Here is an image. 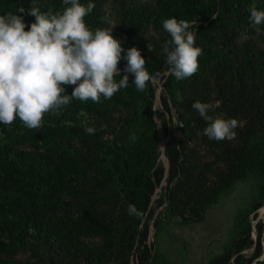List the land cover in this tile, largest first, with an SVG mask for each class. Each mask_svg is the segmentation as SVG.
I'll use <instances>...</instances> for the list:
<instances>
[{
  "label": "rangeland",
  "instance_id": "374dc122",
  "mask_svg": "<svg viewBox=\"0 0 264 264\" xmlns=\"http://www.w3.org/2000/svg\"><path fill=\"white\" fill-rule=\"evenodd\" d=\"M251 1L258 10L264 11L259 8L260 0ZM123 6L143 8L151 19L156 12L157 1L101 0L100 29L113 28V36L122 41V45L125 38L118 27V15ZM195 25L199 22L196 21ZM260 27V32L255 31L252 24L225 28L217 43H225L230 50L229 61H212L193 82H174L166 91L165 80L151 81L154 88L151 115L157 126L156 166L162 167L164 178L156 186L148 206L152 211L148 234L143 237V228L136 227V244L126 259L127 264H139L145 244L151 247L153 257L157 230L162 238V254L147 264H215L227 254L232 255L228 264H240L254 255L256 246L259 247L257 259L264 261V233L262 239L260 237L264 217L259 216L260 208L254 209L257 203L262 206L264 202V176L251 167L242 179H226L246 147L251 127L255 125L251 106L259 105L264 114V28ZM138 45L145 47L150 57L160 53L162 43L151 20ZM245 54L257 62L248 75H244L242 69V56ZM247 77L250 78L247 80ZM162 99L170 103L168 112L162 110ZM196 101L210 105L208 115L214 119L239 121L235 129L236 138L214 141L205 136L204 129L209 122L192 107ZM102 109L106 120L84 113L70 115L59 112L62 118L60 128L65 132L63 141L69 148L70 157L48 153L42 143L12 144V124H0V149L9 144L11 148L8 151L30 167L38 168L46 159L57 166L67 167L70 159L94 165L78 180L76 194L59 197L60 208L54 217L41 215L45 227L54 235L53 240L52 236L49 239L50 246L39 255L36 235L29 231L27 248L14 253L0 248V264H118L123 251L111 233L65 234L62 238L55 234L59 228L81 221L87 212L104 216L116 233L128 211L126 194L133 189L120 183L119 177L124 170L123 157L140 148L142 120L140 114L136 117L130 109L118 104L114 96L105 99ZM163 121L165 127H162ZM258 126L264 133V117ZM88 127L94 128L93 134L86 133ZM175 137L183 142V165L176 180L169 181L168 159L161 151L164 144L166 149ZM7 156L6 152L0 153V159L6 157V163H9ZM144 177L155 181L153 171L145 170ZM160 200L163 202L159 205ZM92 201L96 203L94 207H81L82 203ZM66 205H70L68 211ZM247 228L249 236L244 233ZM237 247L240 250L234 253ZM239 256L241 259L234 261Z\"/></svg>",
  "mask_w": 264,
  "mask_h": 264
},
{
  "label": "trees",
  "instance_id": "16d2710c",
  "mask_svg": "<svg viewBox=\"0 0 264 264\" xmlns=\"http://www.w3.org/2000/svg\"><path fill=\"white\" fill-rule=\"evenodd\" d=\"M156 12L149 19L146 11L143 8L137 7H122L118 15V27L125 38L122 45L124 49L136 47L140 50L141 55L146 60L147 71L154 77L153 79L165 80L164 89L170 90V86L174 82L188 83L193 82L195 78L214 60H223L228 62L230 50L225 47V43H217L221 40L220 34L223 33L228 26H250V13L248 9L252 6L251 0H156ZM89 0H80V3L87 4ZM95 4L93 11L85 17L86 26L95 31L101 27L99 5L101 0H91ZM37 6L42 12L51 9L55 12H62L66 7L63 0H0V15L12 12L14 14L23 15L24 23L30 27L35 22V17L28 14V11ZM70 6V5H69ZM20 8L25 9L24 13H19ZM259 8L264 10V0H260ZM176 18L177 20H186L189 22L198 21L199 25H195L196 30V46L202 49V55L198 58L199 70L190 78L176 80L169 71V66L166 63V56L162 49L160 53L154 57L147 54L145 47L138 45L139 39L144 35L147 26L150 23L153 29L159 34L162 45L170 39L167 32L164 31L162 22L165 19ZM264 28V25H262ZM26 31L28 28L26 27ZM123 55V54H122ZM126 61L121 60L119 68L121 70L120 77H115L116 81L122 78ZM243 72L248 75L251 72V67L257 62L251 61L247 54L242 56ZM167 73V75H165ZM250 77H247V80ZM245 79V76H242ZM134 77L129 74V87L118 91L119 94H114V98L118 104L126 109H130L134 116L140 114L142 120L141 126L142 139L140 148L133 154H126L123 161L122 177H119V182L132 187L133 191L127 193V207L132 204L137 209L140 215H129L128 211L120 222L116 233L111 230V226L106 223L104 216L85 213L81 221L76 222L70 227L59 228L55 231L60 238L65 234L75 236L85 233L92 235H101L105 233L113 234L119 243V248L123 251L118 258V264H127V258L136 244V227L143 228V237L148 234V223L152 218V211L148 210L151 196L154 194L156 186L160 185L164 178L162 167L156 166L157 155L155 138L157 136V126L152 120L151 110L153 103L151 97L154 94L153 83L150 82L144 91H138L133 83ZM74 86H67L66 93L71 95ZM162 110L168 112L170 103L166 99H162ZM105 98L101 97L99 103H94L91 100L81 102L80 100H72L67 107L46 114L43 118V123L40 128L28 129L17 118L12 123V131L10 135V143L25 144V143H42L48 153L54 152L63 156L70 157L69 148L64 144L65 136L64 128H60L62 118L59 112H65L70 115L84 113L93 115L99 119L106 120L103 113V105ZM254 111L255 125L251 127V134L248 137L246 147H244L241 156L238 158L230 174L226 176L229 181L242 179L246 171L251 167L255 168L262 176H264V133L258 126L263 122V109L257 105L252 107ZM166 123L163 121L162 127ZM10 145H5L0 149V153H5L10 158V162L6 163V157L0 159V248L7 252H16L20 249L28 247L27 236L29 231H32L37 240V251L39 255L41 251L50 246V237L48 227L40 218L42 216L54 217L59 211L60 204L58 199L61 195L72 196L76 194L78 180L83 174L90 170L93 163L85 164L76 162L70 159V165L57 166L51 164L49 159L40 165V167H30L21 162V160L13 155L8 150ZM182 151L183 142L180 138L175 137L168 143L165 149V155L169 163L168 179L169 181L176 180L179 175V170L182 168ZM161 154V152H160ZM139 169L138 167H142ZM153 171L155 181L149 177L145 179L144 171ZM142 171V172H141ZM172 197L169 200L171 202ZM160 200L158 204H162ZM96 205L95 201L84 202L81 207L87 209ZM68 211L70 205H66ZM263 207V208H262ZM259 210V216L264 214V202L257 203L254 209ZM165 211L163 210L162 213ZM58 219V218H55ZM65 224V223H63ZM163 226V225H162ZM161 226V227H162ZM166 228V226H165ZM248 235L249 228L244 231ZM264 228H261L260 237L262 239ZM249 236V235H248ZM247 236V238H248ZM62 240V239H60ZM251 242L248 243L250 245ZM152 250L147 244L144 245V251L140 256L138 263L147 264L155 261L162 253L160 247L162 238L157 230L156 239ZM240 247H237L234 253L239 252ZM263 254V242L261 244V255ZM232 255L227 254L222 257L219 263L228 264ZM259 257V247L256 246L254 255L240 264H251ZM121 258V259H120ZM241 257L234 259L238 262ZM239 264V263H238ZM256 264H264V261Z\"/></svg>",
  "mask_w": 264,
  "mask_h": 264
},
{
  "label": "clouds",
  "instance_id": "9594fccd",
  "mask_svg": "<svg viewBox=\"0 0 264 264\" xmlns=\"http://www.w3.org/2000/svg\"><path fill=\"white\" fill-rule=\"evenodd\" d=\"M63 4L64 10L55 13L51 9L42 12L34 5L28 11L35 17L30 27L23 15H0V124L11 125L19 118L26 128L37 129L46 114L67 107L74 99L94 103H99L101 97L111 99L129 87V74L138 91H144L153 80L140 50L124 49L122 41L113 36V28L93 31L86 26L85 17L95 8L91 0L86 5L80 0H63ZM248 11L250 23L260 32L264 11L254 4ZM18 12L22 14L25 9ZM195 23L174 17L162 22L170 36L162 52L171 75L178 81L199 70L198 58L203 53L196 46ZM148 49L151 51L149 45ZM122 59L127 62L126 74L117 82ZM67 86H74L71 95L65 94ZM192 107L209 122L204 135L210 140L236 138L239 121L214 119L208 115L210 105L200 101ZM85 131L93 134L95 130L88 127ZM128 213L140 215L132 204L128 205Z\"/></svg>",
  "mask_w": 264,
  "mask_h": 264
},
{
  "label": "bare ground",
  "instance_id": "6f19581e",
  "mask_svg": "<svg viewBox=\"0 0 264 264\" xmlns=\"http://www.w3.org/2000/svg\"><path fill=\"white\" fill-rule=\"evenodd\" d=\"M158 97V96H157ZM162 154H163V156L165 157V144H164V147H163V149H162ZM260 210V209H259ZM263 217H264V214H263ZM255 235V234H254ZM262 258H264V254H263V256H262Z\"/></svg>",
  "mask_w": 264,
  "mask_h": 264
},
{
  "label": "water",
  "instance_id": "95a60500",
  "mask_svg": "<svg viewBox=\"0 0 264 264\" xmlns=\"http://www.w3.org/2000/svg\"><path fill=\"white\" fill-rule=\"evenodd\" d=\"M259 262V260L258 259H256L255 261H253L251 264H256V263H258Z\"/></svg>",
  "mask_w": 264,
  "mask_h": 264
}]
</instances>
